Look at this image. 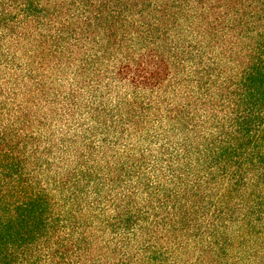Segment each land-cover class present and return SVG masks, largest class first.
<instances>
[{"label":"trees","instance_id":"trees-1","mask_svg":"<svg viewBox=\"0 0 264 264\" xmlns=\"http://www.w3.org/2000/svg\"><path fill=\"white\" fill-rule=\"evenodd\" d=\"M0 264H264V0H0Z\"/></svg>","mask_w":264,"mask_h":264}]
</instances>
